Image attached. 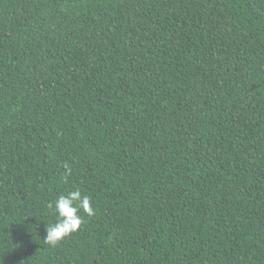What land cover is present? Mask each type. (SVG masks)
Returning <instances> with one entry per match:
<instances>
[{
  "label": "trees",
  "instance_id": "16d2710c",
  "mask_svg": "<svg viewBox=\"0 0 264 264\" xmlns=\"http://www.w3.org/2000/svg\"><path fill=\"white\" fill-rule=\"evenodd\" d=\"M0 264H264V0H0Z\"/></svg>",
  "mask_w": 264,
  "mask_h": 264
},
{
  "label": "clouds",
  "instance_id": "9594fccd",
  "mask_svg": "<svg viewBox=\"0 0 264 264\" xmlns=\"http://www.w3.org/2000/svg\"><path fill=\"white\" fill-rule=\"evenodd\" d=\"M68 167L65 164V168ZM92 204L91 197L82 194L79 188L69 190L66 194H60L48 205L49 208L54 209L57 218L55 223L45 224L43 239L45 243L56 247L77 233L84 223V216L92 217L95 215Z\"/></svg>",
  "mask_w": 264,
  "mask_h": 264
}]
</instances>
